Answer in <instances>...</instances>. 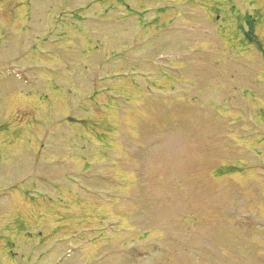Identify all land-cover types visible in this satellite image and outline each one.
<instances>
[{
  "label": "rangeland",
  "instance_id": "374dc122",
  "mask_svg": "<svg viewBox=\"0 0 264 264\" xmlns=\"http://www.w3.org/2000/svg\"><path fill=\"white\" fill-rule=\"evenodd\" d=\"M62 255L264 264V0H0V264Z\"/></svg>",
  "mask_w": 264,
  "mask_h": 264
}]
</instances>
